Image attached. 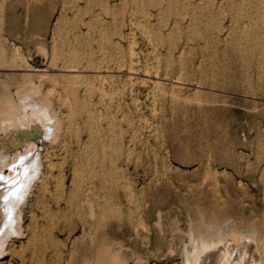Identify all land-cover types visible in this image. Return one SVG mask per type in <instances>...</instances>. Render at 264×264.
Instances as JSON below:
<instances>
[{
    "label": "rangeland",
    "instance_id": "374dc122",
    "mask_svg": "<svg viewBox=\"0 0 264 264\" xmlns=\"http://www.w3.org/2000/svg\"><path fill=\"white\" fill-rule=\"evenodd\" d=\"M139 1L0 0V120L40 100L60 119L56 138L35 119L10 133L42 159L0 264H182L190 228L264 232V0ZM18 150L0 145L7 172Z\"/></svg>",
    "mask_w": 264,
    "mask_h": 264
},
{
    "label": "bare ground",
    "instance_id": "6f19581e",
    "mask_svg": "<svg viewBox=\"0 0 264 264\" xmlns=\"http://www.w3.org/2000/svg\"><path fill=\"white\" fill-rule=\"evenodd\" d=\"M124 1V0H123ZM134 0H131V2H133ZM137 1V0H136ZM139 1V0H138ZM141 1V0H140ZM139 1V2H140ZM155 1V0H154ZM167 1V0H166ZM169 1V0H168ZM167 1V2H168ZM171 1V0H170ZM176 1V0H175ZM179 1V0H178ZM205 1V0H204ZM208 1V0H207ZM206 1V2H207ZM215 0H213V2H214ZM221 1V0H220ZM219 1V2H220ZM233 2L235 1V0H232ZM247 1V0H246ZM245 1V2H246ZM249 1V0H248ZM247 1V2H248ZM252 1V0H251ZM262 1V0H261ZM142 2H143V0H142ZM144 2H145V0H144ZM148 2V1H147ZM156 2V1H155ZM160 2H162V0L160 1ZM200 2V1H199ZM230 2H231V0H230ZM247 2H246V4H247ZM264 2V1H263ZM138 3V2H137ZM151 3H153V2H151ZM150 3V4H151ZM176 3V2H175ZM179 3V2H178ZM177 3V4H178ZM181 3V2H180ZM179 3V4H180ZM196 3V2H195ZM225 3V2H224ZM238 3V2H237ZM149 4V3H148ZM157 4V6L156 5H153L154 7L156 6V7H158V5L160 4H162V3H156ZM170 4V2H168V5ZM182 4H183V2H182ZM184 4H185V2H184ZM183 4V5H184ZM188 4H190V3H188ZM187 4V5H188ZM212 4H215V2L214 3H212ZM221 4V3H220ZM228 4V3H227ZM233 4V3H232ZM250 5H251V3H249ZM253 4V3H252ZM257 4H258V2H257ZM257 4H253V5H257ZM260 4V3H259ZM135 6H137L136 4H134ZM143 5V4H142ZM142 5H140L139 4V6L141 7ZM175 5V4H174ZM182 5V6H183ZM187 5H186V7H187ZM204 5V4H203ZM235 5V4H234ZM261 5H263V4H261ZM170 6V5H169ZM176 6V5H175ZM174 6V7H175ZM177 6H179V5H177ZM206 6V5H205ZM224 6V5H223ZM228 6H229V4H228ZM242 6H243V4H242ZM260 6V5H259ZM258 6V7H259ZM264 6V5H263ZM140 7H139V9H140ZM145 7H147V3H146V6ZM155 7V8H156ZM160 7V6H159ZM158 7V8H159ZM163 7V6H162ZM166 7H167V5H166ZM171 7V6H170ZM215 7V6H214ZM217 7V9H218V6H216ZM220 7V6H219ZM234 7H237V6H234ZM158 8H157V10H158ZM169 8V7H168ZM178 8V7H177ZM189 8H191V7H189ZM193 8V7H192ZM206 8V7H205ZM207 8H209L208 7V5H207ZM210 8H212V7H210ZM209 8V9H210ZM222 8V7H221ZM226 8H228V7H226ZM229 8H231V7H229ZM232 8H233V5H232ZM240 8H243V7H240ZM245 8H247V6H245ZM261 8H262V6H261ZM129 9H131L130 7H129ZM142 9H143V7H142ZM145 9V8H144ZM147 9V8H146ZM164 9H166V8H164ZM201 9H203V8H201ZM201 9H199V10H201ZM209 9H206V10H209ZM214 9V8H213ZM234 9V8H233ZM244 9V8H243ZM250 9H252V8H250ZM254 9V8H253ZM167 10V9H166ZM173 10H177V9H173ZM182 10V9H181ZM180 10V11H181ZM183 10H184V6H183ZM186 10H188V9H186ZM186 10H184V11H186ZM196 10L198 11V8H196ZM195 10V11H196ZM216 10V9H215ZM214 10V11H215ZM218 10H220V9H218ZM236 10V9H235ZM255 10V9H254ZM131 11V10H130ZM134 11V10H133ZM137 11H139L138 9H137ZM145 11V10H144ZM146 11H149V10H146ZM145 11V12H146ZM156 11V10H155ZM160 11H162V9L160 10ZM170 13L169 14H174V13H176V11H174V13H171V11H170V9L168 10ZM191 12H192V10H190ZM202 11H204V13H205V10H202ZM232 11V10H231ZM240 11H242V9H240ZM261 11V10H260ZM264 11V10H263ZM262 11V12H263ZM140 12V11H139ZM143 12V11H142ZM158 12V11H157ZM188 12H189V10H188ZM199 12V11H198ZM217 12V11H216ZM220 12V11H219ZM228 12H229V10H228ZM236 12H238V11H236ZM243 12V11H242ZM252 12V11H251ZM255 12H256V10H255ZM258 12H259V10H258ZM257 12V13H258ZM262 12H260V13H262ZM128 13V12H127ZM131 13V12H130ZM151 14H152V12H150ZM160 13V12H159ZM168 13V12H167ZM179 13V12H178ZM185 13V12H184ZM186 13H187V11H186ZM231 13H234V11L233 12H231ZM231 13H230V15H231ZM246 15H247V12H244ZM137 14L139 15V13L137 12ZM136 14V15H137ZM146 14V13H145ZM164 14V13H163ZM166 14V13H165ZM169 14H168V18H170L169 17ZM180 14V13H179ZM179 14H177V15H179ZM182 14V13H181ZM195 13L193 12V15H194ZM221 14V13H220ZM229 14V13H228ZM235 14V13H234ZM256 14V13H255ZM263 14V13H262ZM262 14H260V15H262ZM62 15V14H61ZM158 15V14H157ZM160 15V14H159ZM162 15V14H161ZM160 15V16H161ZM176 15V16H177ZM208 15V14H207ZM211 15V14H210ZM209 15V16H210ZM216 15V14H215ZM222 15V14H221ZM225 15V14H224ZM240 15V14H239ZM238 15V16H239ZM253 15V14H252ZM259 15V16H260ZM143 16V15H142ZM144 16H148V15H144ZM160 16H158V18L160 17ZM165 16V15H164ZM181 16V15H180ZM179 16V17H180ZM201 16V15H200ZM213 16V15H212ZM234 16V15H233ZM238 16H236V17H238ZM249 16V15H248ZM254 16V15H253ZM137 17V16H136ZM150 17H151V15H150ZM171 17H172V15H171ZM184 17H187L186 16V14L184 15ZM192 17V16H191ZM197 17H199V15L197 16ZM208 17V16H207ZM236 17L234 18V20L236 19ZM243 17H244V14H243ZM250 17V16H249ZM264 17V16H263ZM149 18V17H148ZM160 18H162V17H160ZM159 18V19H160ZM177 18V17H176ZM182 18V17H181ZM190 17H188V19H189ZM201 18H203V16H201ZM201 18H196V19H201ZM205 18V17H204ZM225 18V17H224ZM229 18H230V16H229ZM238 18H241V17H238ZM254 18V17H253ZM258 18H260V17H258ZM261 18H262V16H261ZM152 19H154V18H152ZM156 20H157V18H155ZM173 19H175V17L173 16ZM180 19V18H179ZM183 19V18H182ZM184 19H186V18H184ZM213 19V18H212ZM220 19V18H219ZM244 19H245V17H244ZM250 19H252V18H249V19H247V21H250ZM257 19V18H256ZM264 19V18H263ZM59 20V19H58ZM148 19H146V20H144V21H147ZM161 20H163V19H161ZM161 20H159L160 21V23H161ZM172 20V19H171ZM181 20V19H180ZM207 20H208V18H207ZM214 21H215V19H213ZM232 20V19H231ZM246 20V19H245ZM167 21V20H166ZM174 21V20H173ZM182 21V20H181ZM192 21H194V23H195V21H197V20H192ZM206 21V20H205ZM235 21H237V20H235ZM258 22H259V20H257ZM262 21V20H261ZM60 22V21H59ZM163 22V21H162ZM175 22H177L176 20H175ZM185 22H186V20H185ZM199 22V21H198ZM198 22H196V23H198ZM200 22H201V20H200ZM199 22V23H200ZM210 22H211V20H210ZM243 22V21H242ZM58 23V22H57ZM129 23V22H128ZM166 23V22H165ZM170 23V22H169ZM172 23V22H171ZM181 23V22H180ZM212 23V22H211ZM218 23H219V21H218ZM220 23H221V20H220ZM222 23H223V21H222ZM225 23V22H224ZM237 23H240V21L239 22H237ZM253 23H254V20H253ZM146 24V23H145ZM163 24H164V22H163ZM182 24H183V21H182ZM190 24H193L192 22L190 23ZM189 22H188V27H189ZM213 24V23H212ZM232 24H233V22H232ZM235 24H236V22H235ZM248 24V23H247ZM255 24H256V22H255ZM131 25H133V24H131ZM150 25H152V21H151V23H150ZM156 25V24H155ZM159 25V24H158ZM167 25H170V24H167ZM180 25V24H179ZM186 25V24H185ZM210 26H211V24H209ZM209 25L208 24H206L205 23V26H208L209 27ZM234 25V24H233ZM249 26H250V24H248ZM259 25V24H258ZM54 26H55V24H54ZM58 26H60V24L58 25ZM57 26V27H58ZM146 26V25H145ZM153 26V25H152ZM171 26V25H170ZM174 26V25H173ZM175 26H178V24L177 25H175ZM174 26V27H175ZM204 26V27H205ZM213 26H215V25H213ZM217 26V25H216ZM222 26H223V24H222ZM247 26V25H246ZM257 26V25H256ZM169 27V26H168ZM181 27V26H180ZM183 27V26H182ZM181 27V28H182ZM186 27H187V25H186ZM191 27V26H190ZM193 27H195V26H193ZM199 27V26H198ZM208 27H206V28H208ZM217 27H219V24H218V26ZM229 27H230V25H229ZM236 28H237V26H235ZM239 27H240V25L238 26V29H239ZM253 27L254 26H252L251 27V29H253ZM54 28V27H53ZM154 28H155V26H154ZM158 28H159V26H158ZM164 28H166V25H165V27ZM176 28V27H175ZM197 28V27H196ZM200 28V27H199ZM205 28V29H206ZM214 28V27H213ZM221 28V27H220ZM243 28V27H242ZM245 28H247L248 29V27H245ZM255 28V27H254ZM129 29V28H128ZM137 29H139V28H137ZM162 29H163V27H162ZM167 29V28H166ZM177 29V28H176ZM191 29H192V27H191ZM191 29H189L188 31H193L194 32V30H191ZM211 29V28H210ZM224 29V28H223ZM232 29H234V28H232ZM237 29V30H238ZM251 29H250V31H251ZM258 29V28H257ZM55 30V29H54ZM57 30H58V28H57ZM157 30V29H156ZM182 30V29H181ZM218 30V29H217ZM235 30V29H234ZM244 30V29H243ZM242 30V31H243ZM249 30V29H248ZM152 31H154L155 32V30H152ZM163 31H164V29H163ZM185 31H187L186 29H185ZM184 31V32H185ZM205 31V30H204ZM212 31V30H211ZM214 31V30H213ZM231 31V30H230ZM241 31V30H240ZM239 31V32H240ZM242 31L240 32V33H242ZM258 31V30H257ZM158 32H159V30H158ZM157 32V33H158ZM173 32V31H172ZM175 32H176V30H175ZM175 32H174V35H176L175 34ZM183 31H181V33H182ZM197 32V31H196ZM55 33V32H54ZM138 33V32H137ZM179 33V32H178ZM207 33V32H206ZM223 33V32H222ZM227 33V32H226ZM232 33V32H231ZM237 33V32H236ZM248 33V32H247ZM57 34V33H56ZM128 34V33H127ZM142 34V33H141ZM165 34H167V32H165ZM186 34V33H185ZM184 34V35H185ZM189 34V33H188ZM209 34V33H208ZM212 34V36H213V33H211ZM219 34V33H218ZM246 34V33H245ZM253 34V33H252ZM262 34V33H261ZM53 35V34H52ZM131 35H133V34H131ZM151 35H153V33H151ZM155 35V34H154ZM153 35V36H154ZM158 35H160V33L158 34ZM170 37L172 36V34H171V32H170ZM178 35V34H177ZM181 35H183V33L181 34ZM180 35V36H181ZM192 35V34H191ZM197 35V34H196ZM237 35V34H236ZM257 35L258 34H256V37H257ZM56 36V35H55ZM164 36H166V35H164ZM192 36H194V35H192ZM191 36V37H192ZM200 37H201V35H199ZM205 37H206V34L204 35ZM203 36V37H204ZM228 36V35H227ZM230 36V35H229ZM228 36V37H229ZM248 36H249V34H248ZM264 36V35H263ZM127 37V36H126ZM162 37V41H165V40H167V39H165V40H163V36H161ZM185 37H187L186 35H185ZM215 37V36H214ZM217 37V36H216ZM234 37V36H233ZM239 37V36H238ZM255 37V38H256ZM128 38V37H127ZM129 38H130V36H129ZM144 38V37H143ZM164 38H167V37H164ZM178 38H179V35H178ZM193 38H195V37H193ZM212 38V37H211ZM224 38H226V37H224ZM245 38H246V36H245ZM245 38H243V41H244V39ZM257 38H260L259 36L257 37ZM145 39V38H144ZM156 39H157V36H156ZM158 39H160V37L158 36ZM172 39V38H171ZM173 39H174V37H173ZM198 39V38H197ZM201 39V38H200ZM213 39V38H212ZM251 39V38H250ZM261 39H262V37H261ZM176 40H177V37H176ZM179 40V39H178ZM186 40V39H185ZM190 39L188 38V40L187 41H189ZM202 40H205V38L203 39L202 38ZM208 40H210V39H208ZM221 40V39H220ZM249 40V39H248ZM254 40V39H253ZM129 41V40H128ZM145 41V40H144ZM173 41V40H172ZM171 41V42H172ZM194 41V40H193ZM195 41H197L196 39H195ZM195 41H194V43H195ZM199 41V40H198ZM214 41V40H213ZM215 41H217V40H215ZM256 41H257V39H256ZM258 41H259V39H258ZM148 42V41H147ZM157 42V41H156ZM160 42H161V40H160ZM160 42H158V43H160ZM177 42V41H176ZM191 42V41H190ZM210 42H211V40H210ZM237 42V41H236ZM239 42H240V40H239ZM239 42H238V44H239ZM241 42H242V39H241ZM247 42V41H246ZM245 42V43H246ZM128 43V42H127ZM151 43V42H150ZM154 43V42H153ZM164 43H166V42H164ZM167 43H168V41H167ZM185 43V42H184ZM212 43V42H211ZM222 43V42H221ZM220 43V44H221ZM224 43V42H223ZM257 43V42H256ZM262 43V42H261ZM146 44V43H145ZM144 44V45H145ZM149 44V43H148ZM186 44V43H185ZM197 44V43H196ZM206 44H207V42H206ZM220 44H219V46H220ZM225 44V43H224ZM224 44H221L222 46L224 45ZM236 44V43H235ZM244 44V43H243ZM252 44H254L253 42H252ZM251 44V45H252ZM159 45V44H158ZM161 45H162V43H161ZM180 45V44H179ZM190 45V44H189ZM203 45H204V43H203ZM210 45V44H209ZM217 45V44H216ZM246 45V44H245ZM254 45H256V44H254ZM262 45H263V43H262ZM128 46V45H127ZM147 46V45H146ZM166 46V45H165ZM174 46H175V49L177 48L176 46V44L174 43ZM181 46V45H180ZM244 46V45H243ZM258 46V45H257ZM260 46V45H259ZM102 47V46H101ZM101 47H100V50H99V52H101ZM187 46H185V48H186ZM192 47V46H191ZM198 47H199V44H198ZM221 47V46H220ZM237 47H239L240 49H241V44H240V46H237ZM249 47V46H248ZM254 47H256V46H254ZM99 48V47H98ZM129 48V47H128ZM136 48V47H135ZM145 48V47H144ZM149 48H150V46H149ZM159 48V47H158ZM170 48V47H169ZM181 48V47H180ZM201 47H199V49H200ZM224 48V47H223ZM244 48V47H243ZM243 48H242V50H243ZM250 48V47H249ZM259 48V47H258ZM258 48L257 49H255V48H253V50L256 52V51H258ZM90 49H92V48H90ZM137 49H138V47H137ZM152 49V48H151ZM164 49V48H163ZM163 49H162V51H163ZM174 49V48H173ZM189 49V48H188ZM196 49V48H195ZM205 49V48H204ZM211 48H209V50H210ZM98 50V49H97ZM144 50H147V49H144ZM159 50V49H158ZM157 50V51H158ZM180 50V49H179ZM213 50V49H212ZM226 50H228V49H226ZM250 50H251V48H250ZM253 50H251V51H253ZM264 50V49H263ZM263 50H259V51H261L260 53H262V51ZM84 51V50H83ZM92 51V50H91ZM125 51H126V48H125ZM139 51H141V50H139ZM168 51V50H167ZM166 51V52H167ZM222 51V50H221ZM236 51H237V49H236ZM245 51V50H244ZM249 51V50H248ZM253 51V52H254ZM258 51V52H259ZM105 52V51H104ZM109 52V51H108ZM110 52H112V51H110ZM127 52V51H126ZM142 52H143V50H142ZM141 52V53H142ZM159 52V51H158ZM169 53H170V51H168ZM176 52V51H175ZM185 52V51H184ZM219 52V51H218ZM223 52V51H222ZM221 52V53H222ZM238 52V51H237ZM65 53H66V51H65ZM77 53H79V52H76V54ZM81 53V52H80ZM87 53H89V50H88V52ZM92 54H93V52H91ZM96 53V52H95ZM98 53V52H97ZM117 53V52H116ZM119 53V52H118ZM121 53V52H120ZM119 53V54H120ZM124 53V52H123ZM151 53V52H150ZM194 53V52H193ZM201 53V52H200ZM224 53V52H223ZM222 53V54H223ZM231 53V52H230ZM229 53V54H230ZM240 53V52H239ZM244 53V52H243ZM247 53V52H246ZM246 53H244L243 54V56L244 55H247ZM257 53V52H256ZM71 54V53H70ZM76 54L74 55V53H72L71 55H74L73 57H74V60H72V61H74V62H77V61H75V56H76ZM111 54V53H110ZM109 54V55H110ZM114 54H115V52H114ZM114 54H113V56H114ZM128 54V53H127ZM146 54V53H145ZM153 54V53H152ZM164 54V53H163ZM204 54H205V51H204ZM209 53H207V55H208ZM221 54V55H222ZM237 53H235V55H236ZM251 54H252V52H251ZM259 54V53H258ZM90 54H88V56H89ZM96 55V54H95ZM94 55V56H95ZM98 55H100V54H98ZM106 55V54H105ZM121 55V54H120ZM141 55V54H140ZM143 55V54H142ZM166 55L168 56L167 58L169 59V55L166 53ZM170 55H171V53H170ZM176 55V54H175ZM185 55H186V53H185ZM197 55V54H196ZM196 55H195V57H196ZM211 55H213V54H211ZM233 55H234V52H233ZM252 55H254V54H252ZM257 55V54H256ZM263 55V54H262ZM54 56V55H53ZM62 56V55H61ZM61 56L59 57V58H61ZM82 56V55H81ZM84 56H85V54H84ZM83 56V57H84ZM88 56H87V58H88ZM97 56V55H96ZM95 56V57H96ZM123 56V55H122ZM127 56V55H126ZM137 56V55H136ZM163 56V55H162ZM161 56V57H162ZM187 56V55H186ZM190 56H191V54H190ZM261 55L259 54V57H260ZM57 57V56H56ZM72 57V56H71ZM90 57V56H89ZM92 57H93V55H92ZM99 57V56H98ZM105 57V56H104ZM107 57H108V55H107ZM116 57V56H115ZM118 57H119V55H118ZM140 57V56H139ZM176 57V56H175ZM185 57V56H184ZM198 57V56H197ZM219 57V56H218ZM228 56H226L225 55V58H227ZM245 57V56H244ZM247 57H249V56H247ZM252 57H254V56H252ZM66 58H70V57H66ZM78 58H79V55H78ZM100 58H103V56L101 57L100 56ZM108 58H110V57H108ZM114 58V57H113ZM122 58H124V57H122ZM151 58H153V57H151ZM165 59H166V57H164ZM170 58H171V56H170ZM205 58L206 57H204V59L203 60H205ZM236 58V57H235ZM242 58V57H241ZM261 58V57H260ZM259 58V59H260ZM264 58V57H263ZM65 59V58H64ZM92 59H95L94 57L92 58ZM120 59V58H119ZM144 59V58H143ZM158 59V58H157ZM168 59H166V60H168ZM213 59V58H212ZM216 59H217V56H216ZM222 59H224V58H222ZM245 59H246V57H245ZM54 60V59H53ZM61 59H59V61H60ZM76 60H78L79 61V59H76ZM81 60H83L82 58H81ZM90 60H91V58H90ZM101 60V59H100ZM109 60V59H108ZM136 60V59H135ZM171 60V59H170ZM218 60V59H217ZM243 60V59H242ZM249 60V59H248ZM59 61H57L56 60V62H59ZM91 61H93V60H91ZM104 61V60H103ZM112 61V60H111ZM111 61H108V65H110V64H112V62ZM114 61V65L117 63H115V60H113ZM143 61V60H142ZM146 61V60H145ZM172 61V60H171ZM220 61V60H219ZM224 61H226L225 59H224ZM246 61V60H245ZM255 61H256V59H255ZM262 60H260V62H261ZM55 62V63H56ZM61 62V61H60ZM60 62H59V64H60ZM79 62H81V61H79ZM109 62H111V63H109ZM121 62V61H120ZM134 62V61H133ZM155 62V61H154ZM165 62V61H164ZM179 62V61H178ZM186 62V61H185ZM211 62V61H210ZM213 62V61H212ZM227 62V61H226ZM238 62V61H237ZM242 62H244V61H242ZM81 63H83V62H81ZM80 63V64H81ZM86 63H88V61H86ZM92 63V62H91ZM101 63V62H100ZM106 63V62H105ZM141 63V62H140ZM165 63H167V62H165ZM165 63H163L164 65H166ZM215 63V62H214ZM262 63V62H261ZM78 64V63H77ZM93 64V63H92ZM102 64V63H101ZM136 64V63H135ZM142 64H144V63H142ZM161 64V63H160ZM172 64H173V62H172ZM180 64V63H179ZM179 64H178V66H179ZM193 64V63H192ZM220 64V63H219ZM240 64V63H239ZM255 64V63H254ZM260 64V63H259ZM258 64V65H259ZM88 65H90L89 63H88ZM104 65V64H103ZM134 65V64H133ZM137 65V64H136ZM139 65V64H138ZM141 65V64H140ZM186 65V64H185ZM190 65H191V63H190ZM207 65V64H206ZM211 65H213L212 63H211ZM216 65V64H215ZM244 65V64H243ZM258 65H257V67H258ZM264 65V64H263ZM57 66V65H56ZM95 66V65H94ZM147 66V65H146ZM172 66V65H171ZM192 66V65H191ZM203 66H204V64H203ZM227 66H228V64H227ZM240 66H241V64H240ZM83 67V66H82ZM86 67L87 68H91L92 66H87L86 65ZM113 67V66H112ZM126 67V66H125ZM163 67V66H162ZM177 67V66H176ZM180 67H181V65H180ZM183 67H184V64H183ZM186 67V66H185ZM205 67V66H204ZM208 67V66H207ZM264 67V66H263ZM57 68V67H56ZM84 68V67H83ZM147 68H148V66H147ZM169 68V67H168ZM187 68H188V66H187ZM190 68V67H189ZM212 68V67H211ZM261 68V67H260ZM58 69V68H57ZM85 69V68H84ZM164 69V68H163ZM171 69V68H170ZM176 69V68H175ZM179 69V68H178ZM224 69V68H223ZM227 69V68H226ZM60 70H61V67H60ZM73 70V69H72ZM75 70V69H74ZM74 70H73V72H74ZM86 70V69H85ZM94 70H95V68H94ZM97 70V69H96ZM128 70V69H127ZM154 70V69H153ZM165 70V69H164ZM190 70H191V68H190ZM201 70H202V68H201ZM205 70H206V67H205ZM62 71H63V68H62ZM61 71V72H62ZM64 71H65V69H64ZM63 71V72H64ZM67 71H68V69H67ZM67 71H65V72H67ZM87 71V70H86ZM93 71V70H92ZM92 71H89L90 73H92ZM98 71V70H97ZM105 71V70H104ZM162 71V70H161ZM171 71V70H170ZM179 71V70H178ZM219 71V70H218ZM224 71V70H223ZM59 72V71H58ZM57 72V73H58ZM76 72V71H75ZM131 72V71H130ZM141 72V71H140ZM163 72V71H162ZM191 72H192V70H191ZM200 72V71H199ZM210 72V71H209ZM213 72V71H212ZM215 72V71H214ZM219 72H221V70L219 71ZM225 72V71H224ZM260 72H261V70H260ZM60 73V72H59ZM77 73V72H76ZM84 73H86L85 71H84ZM96 73V72H95ZM113 73V72H112ZM120 73V72H119ZM118 72H117V74H119ZM126 73V72H125ZM131 73H133V75H134V72H131ZM226 73V72H225ZM64 74V73H63ZM75 74V73H74ZM87 74V73H86ZM89 74V73H88ZM94 73H92V75H93ZM103 74H104V72H103ZM117 74H116V76H117ZM124 74V73H123ZM153 74V73H152ZM156 74V73H155ZM174 74H176V73H174ZM190 74V73H189ZM221 74H222V72H221ZM260 74V73H259ZM59 75V74H58ZM60 75H61V73H60ZM120 75H121V73H120ZM144 75H146V74H144ZM197 75V74H196ZM246 75V74H245ZM67 77H68V75H66ZM102 76V75H101ZM108 76V75H107ZM119 76V75H118ZM155 76V75H154ZM216 76V75H215ZM222 76V75H221ZM243 76V75H242ZM242 76H241V78H242ZM247 76V75H246ZM245 76V77H246ZM90 77V76H89ZM92 77V76H91ZM96 76H94L93 75V78H95ZM115 77V76H114ZM113 77V78H114ZM144 77V76H143ZM146 78H147V75L145 76ZM160 77V76H159ZM165 77V76H164ZM163 77V78H164ZM174 77V76H173ZM176 77V76H175ZM206 77H207V75H206ZM218 77V76H217ZM220 77V76H219ZM258 77V76H257ZM80 78V77H79ZM81 78L83 79V77L81 76ZM103 78V77H102ZM136 78V77H135ZM138 78V77H137ZM136 78V79H137ZM157 78V77H156ZM156 78H154V79H156ZM171 78H172V76H171ZM177 78V77H176ZM210 78V77H209ZM70 79V78H69ZM77 79V78H76ZM123 79H125V78H123ZM131 79H133V77H131ZM218 79V78H217ZM226 79V78H225ZM229 79V78H228ZM71 80V79H70ZM78 80V79H77ZM88 80V79H87ZM127 80H128V78H127ZM144 80V79H143ZM207 80V79H206ZM249 80V79H248ZM253 80V79H252ZM257 80V79H256ZM74 81H76V80H74ZM131 81V80H130ZM150 81V80H149ZM167 81V80H166ZM166 81H164V82H166ZM171 81V80H170ZM258 81H260L259 79H258ZM262 81V80H261ZM196 82V81H195ZM211 82V81H210ZM244 82V81H243ZM256 82V81H255ZM151 83V82H150ZM170 82H168V84H169ZM220 83H221V80H220ZM237 83V82H236ZM239 83H241V82H239ZM249 82H247L246 83V85L248 84ZM264 83V82H263ZM128 84V83H127ZM136 85V84H135ZM140 85V84H139ZM144 85V84H143ZM241 85H243V83L241 84ZM254 85V84H253ZM147 86V85H146ZM161 86V85H160ZM238 86V85H237ZM236 86V87H237ZM194 87V86H193ZM239 87V86H238ZM237 87V88H238ZM259 87V86H258ZM162 88H163V86H162ZM179 88V87H178ZM206 88V87H205ZM252 88V87H251ZM261 88H262V86H261ZM155 89V88H154ZM212 89V88H211ZM245 89V88H244ZM247 89V88H246ZM257 90V89H256ZM201 91V90H200ZM212 91V90H211ZM214 91V90H213ZM258 91H260V90H258ZM249 92V91H248ZM249 97V96H248ZM255 98V97H254ZM28 105H30V111L29 112H27V110L25 109V108H23V110H22V112L20 113L19 112V114H17V115H10V114H7V115H4V117L0 120V128L1 127H3L4 128V133L1 131L0 132V145L2 146V147H4V148H7V149H12V147L13 148H18V146H23V150H18L16 153H14V155L12 156V160L13 161H17V162H19V164H18V170H16V171H18V172H15V171H13V170H10V171H6L5 169V166L8 164V160H7V157L9 156L7 153L5 154V155H1L0 154V176H3V177H5V180L4 181H0V263H2V258L5 256V255H7L8 254V250H11L10 249V246L12 245V243H9V239H10V237L11 236H16V235H20V234H22V228H23V225H22V214H21V207L24 205V202H25V198H26V196H27V193H28V191H29V189H30V187H31V183L33 182V180H35V178H36V176L37 175H39V173L41 172V167H40V164H41V159H42V156H41V152L39 151V149H41V148H39V146H38V144L37 143H35V141L34 140H27V141H25V142H21L22 140H19L18 138H16V137H13L14 136V132H15V130H18L19 131V127H20V125H21V123L23 122V121H28V120H30V121H28V122H32L31 121V119H35L36 121L38 120L39 121V123L41 122L42 123V127H43V129L42 130H44V132L42 133L41 132V135H42V138H39V139H43L44 137L46 138H48V136H51L52 135V137H53V135H54V137H55V135H57V133H56V131L57 130H59L58 128H59V123H60V119H58V116L55 114V113H53V112H51L50 110H49V106L46 104V103H44V102H42L41 100L40 101H36V102H34V103H32V104H28ZM27 105V106H28ZM27 106H26V108H27ZM61 117H62V115H61ZM35 121V122H36ZM34 122H32V124H33ZM38 123V122H37ZM35 124V123H34ZM21 129V128H20ZM57 129V130H56ZM11 132H13L12 134H10ZM19 132H21V130L19 131ZM18 132V133H19ZM55 133V134H54ZM13 135V136H12ZM17 135V134H16ZM15 135V136H16ZM40 135V136H41ZM57 137V136H56ZM55 137V138H56ZM55 138H53L54 140H55ZM49 139H52L51 137L49 138ZM53 139H52V141H53ZM14 193V194H13ZM91 203V202H90ZM186 222V221H185ZM183 224V223H182ZM160 226V225H159ZM181 226V225H180ZM184 226V225H183ZM188 226V225H187ZM182 227V226H181ZM193 227V226H192ZM178 228H179V230H180V227H179V225H178ZM183 228H185V227H183ZM188 230H189V227L187 228ZM183 236H184V234H183ZM182 236V237H183ZM186 236H187V238H186V240L183 242V244H182V247H181V254H182V264H196L197 262H198V260L200 259V257L203 255V253L205 252V251H208V249H211V248H213V247H221V244L223 243L224 244V251L222 252L223 254L221 255V257L219 258V260H218V262H217V264H264V232L262 233V232H259L258 230H256L255 228H252V227H250V228H247V229H245L244 231H240V230H235V231H229V230H225V229H223V228H221V227H219V228H216V229H214V230H210V229H208V230H193V228H190V230L187 232V234H186ZM184 240V239H183ZM180 249V248H179ZM115 257H113V262H114V259ZM117 258V257H116ZM117 260V259H116ZM86 261V263H88V261L87 260H85ZM85 261H84V264H85ZM110 261H111V259H110ZM118 261V260H117ZM116 261V262H117ZM89 263H90V261H89ZM115 263V262H114ZM114 263H112V264H114ZM123 263H125V262H123ZM118 264H120V263H118ZM121 264H122V262H121Z\"/></svg>",
    "mask_w": 264,
    "mask_h": 264
},
{
    "label": "water",
    "instance_id": "95a60500",
    "mask_svg": "<svg viewBox=\"0 0 264 264\" xmlns=\"http://www.w3.org/2000/svg\"><path fill=\"white\" fill-rule=\"evenodd\" d=\"M224 244H221V247H213L205 251L200 257L196 264H217L219 258L223 254Z\"/></svg>",
    "mask_w": 264,
    "mask_h": 264
},
{
    "label": "snow or ice",
    "instance_id": "6c2138e0",
    "mask_svg": "<svg viewBox=\"0 0 264 264\" xmlns=\"http://www.w3.org/2000/svg\"><path fill=\"white\" fill-rule=\"evenodd\" d=\"M5 180V177L3 176H0V181H4ZM14 194V193H13Z\"/></svg>",
    "mask_w": 264,
    "mask_h": 264
}]
</instances>
